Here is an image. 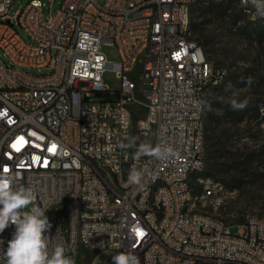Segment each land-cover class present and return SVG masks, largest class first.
<instances>
[{
	"label": "built area",
	"instance_id": "2783aa9c",
	"mask_svg": "<svg viewBox=\"0 0 264 264\" xmlns=\"http://www.w3.org/2000/svg\"><path fill=\"white\" fill-rule=\"evenodd\" d=\"M199 1L63 0L45 17L42 0L14 15V0H0V173L32 189L53 246L74 264L80 249L96 254L90 264L121 252L139 264H264V217L233 234L220 213L237 190L206 173L207 91L229 69L191 37ZM258 3L239 0L264 25ZM109 93L116 98L98 99ZM136 105L146 114L135 125ZM135 134L176 156L137 158ZM133 168L145 173L139 186L127 182ZM14 231L0 232V264Z\"/></svg>",
	"mask_w": 264,
	"mask_h": 264
},
{
	"label": "rangeland",
	"instance_id": "374dc122",
	"mask_svg": "<svg viewBox=\"0 0 264 264\" xmlns=\"http://www.w3.org/2000/svg\"><path fill=\"white\" fill-rule=\"evenodd\" d=\"M32 0H14L12 5L13 15L24 10ZM45 4V17L54 15L60 9L63 0H42ZM231 6L230 9L228 7ZM234 8L241 10L239 0H200L190 12V33L194 41L198 42L205 50L209 60L216 66L229 69L226 81L217 88L207 91L206 105L212 107L206 112L212 115V121L205 119L206 137V173L225 183L228 187L237 190L236 198L230 200L221 211L220 216L231 226V232L236 234V224L244 223L250 217H264V116L261 107H264V84L259 88L251 89L238 84L233 76L242 75L250 81L258 82L259 69L264 68V25L251 23L241 11L242 19L234 23ZM104 53L109 60H118L117 50L105 46ZM33 73L42 74L38 70ZM44 72V71H43ZM257 77V78H256ZM105 84L109 90L119 88L120 81L111 72L105 74ZM148 89L147 85L143 86ZM258 93H262L261 95ZM116 98L114 93H109L103 99L111 101ZM253 98L259 102V116L257 119L234 122L238 114L231 113L226 125V132L221 134L217 116L221 113L218 108L227 106L229 111L236 112L237 108L232 103L239 104L242 99ZM223 103V106L219 104ZM213 106H216L213 107ZM218 106V107H217ZM134 124L146 114V109L141 105L134 106ZM253 113H249L251 116ZM135 145L142 143L154 144V138L134 135ZM221 142L225 150L220 151ZM216 156L224 157L209 161V151ZM28 205L24 211H30ZM102 255L103 264H111V258ZM96 254L80 249L75 255V264H90Z\"/></svg>",
	"mask_w": 264,
	"mask_h": 264
},
{
	"label": "clouds",
	"instance_id": "9594fccd",
	"mask_svg": "<svg viewBox=\"0 0 264 264\" xmlns=\"http://www.w3.org/2000/svg\"><path fill=\"white\" fill-rule=\"evenodd\" d=\"M257 9L264 15V4L258 3ZM245 106L246 102L232 103V107L237 109ZM141 155L168 160L175 157L176 152L168 145L153 147L142 143L136 152L137 158ZM144 175L143 171L133 168L127 182L139 186ZM35 199L31 188L16 185L14 174L0 173V232L9 225L15 226L4 253L7 264H74L73 258L65 254L62 244L56 243L53 246L55 236L49 234L52 224L44 209L34 206L30 211H24ZM111 264H139V259L132 252H121L112 257Z\"/></svg>",
	"mask_w": 264,
	"mask_h": 264
},
{
	"label": "trees",
	"instance_id": "16d2710c",
	"mask_svg": "<svg viewBox=\"0 0 264 264\" xmlns=\"http://www.w3.org/2000/svg\"><path fill=\"white\" fill-rule=\"evenodd\" d=\"M239 7L241 8L240 4H239ZM230 8H231V6L228 7V9H230ZM234 11H235L234 23L237 24L242 19V14H241L242 8H241V10L234 8ZM263 69H259V73L257 76L258 78L256 77L257 79L260 80L258 82V84H256V82L250 81V79H252V77L244 78L242 75H236V76H233V78L235 79V81L238 84H241L243 86H247L251 89L259 88L262 84H264V75L262 73ZM258 94L261 95L262 93H258ZM244 102H246V106L243 107L242 109H237L236 112L229 111L230 108H228L227 106L226 107L223 106V103L219 104L220 106H223L221 108H218V110L221 111V113L218 114V116H217V119H218L217 124L219 125V127L222 128L221 134H224L226 132V125L230 124L227 121H228V119H231V113L236 114V115L238 114V117L235 118L234 122H240V121L247 120V119L252 120V119L258 118L259 111H260L259 102L255 101L253 98H249V99L240 100L239 104L244 103ZM211 107L212 106L210 104L209 105L207 104L206 108H205V116L204 117L207 121H212V115L210 114V112H206V109L209 108L208 111H210ZM213 107L216 108V106H213ZM249 113H253V114L251 116H249ZM206 131L209 132V129H206ZM206 138L208 140L212 139V137L210 135H208ZM225 146L226 145L223 142H221V147L219 148V150L222 151V153L225 150ZM218 157L222 158L224 156L223 155L216 156L215 152H213L212 150L209 151V161H214V160L218 159ZM208 175L212 176L210 174H208Z\"/></svg>",
	"mask_w": 264,
	"mask_h": 264
},
{
	"label": "snow or ice",
	"instance_id": "6c2138e0",
	"mask_svg": "<svg viewBox=\"0 0 264 264\" xmlns=\"http://www.w3.org/2000/svg\"><path fill=\"white\" fill-rule=\"evenodd\" d=\"M55 146H53V148H54ZM51 150V149H50ZM5 170H7V169H5Z\"/></svg>",
	"mask_w": 264,
	"mask_h": 264
}]
</instances>
